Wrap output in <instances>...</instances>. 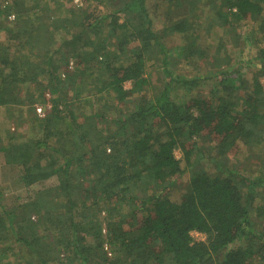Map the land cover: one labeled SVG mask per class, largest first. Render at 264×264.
<instances>
[{"label":"trees","instance_id":"obj_1","mask_svg":"<svg viewBox=\"0 0 264 264\" xmlns=\"http://www.w3.org/2000/svg\"><path fill=\"white\" fill-rule=\"evenodd\" d=\"M262 79L264 0H0V264H264Z\"/></svg>","mask_w":264,"mask_h":264},{"label":"rangeland","instance_id":"obj_2","mask_svg":"<svg viewBox=\"0 0 264 264\" xmlns=\"http://www.w3.org/2000/svg\"><path fill=\"white\" fill-rule=\"evenodd\" d=\"M181 44V38L178 35L175 36H171L168 37L165 40V45L167 47V49L169 51H172L174 48H178V46ZM172 51L171 56H174L175 52ZM172 59L174 60L175 64H176V68L178 71L180 72H186V74L190 75V70L188 68H184V64L180 65L179 61L177 58V61L172 57ZM264 79H262L263 81ZM126 87L128 88L129 85L126 84ZM25 130V129H23ZM27 136V133H26ZM176 157L177 158H181V155L176 152ZM257 162V159H255L254 157L251 159L249 158L248 161H246V164H248V168L250 171H252V167L255 166V163ZM6 167V171L2 172L0 169V188H1V196H2V205L3 207H5L6 209H11L13 207H16V205H20L24 202L27 201V199L32 196V194L37 191V190H42V189H48L51 188L53 186H55L57 184V180L55 178H51L46 182H43L41 184H37L34 185L32 187H30L29 191L24 188L22 186V184H20V182L17 179V172H15L16 170L9 167V166H5ZM1 168V166H0ZM184 179V183L181 185L180 187H176V189L170 191V197L171 196H176V194L178 193V191H182L183 187L185 186L186 182H187V174L186 176L183 178ZM178 186V184H177ZM7 198H6V197ZM79 199V197H77V200ZM192 236L195 240H201L202 235L198 234V233H192Z\"/></svg>","mask_w":264,"mask_h":264},{"label":"built area","instance_id":"obj_3","mask_svg":"<svg viewBox=\"0 0 264 264\" xmlns=\"http://www.w3.org/2000/svg\"><path fill=\"white\" fill-rule=\"evenodd\" d=\"M37 111L40 113L41 112V109H37ZM41 114V113H40Z\"/></svg>","mask_w":264,"mask_h":264}]
</instances>
